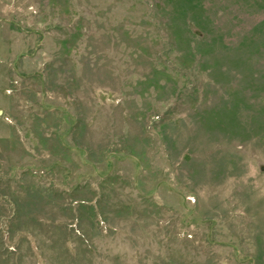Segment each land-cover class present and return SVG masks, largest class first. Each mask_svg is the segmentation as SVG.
<instances>
[{
  "label": "rangeland",
  "instance_id": "obj_1",
  "mask_svg": "<svg viewBox=\"0 0 264 264\" xmlns=\"http://www.w3.org/2000/svg\"><path fill=\"white\" fill-rule=\"evenodd\" d=\"M0 264H264V0H0Z\"/></svg>",
  "mask_w": 264,
  "mask_h": 264
}]
</instances>
